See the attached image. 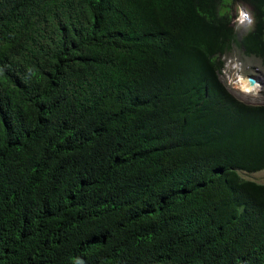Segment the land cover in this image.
I'll use <instances>...</instances> for the list:
<instances>
[{"label": "trees", "instance_id": "16d2710c", "mask_svg": "<svg viewBox=\"0 0 264 264\" xmlns=\"http://www.w3.org/2000/svg\"><path fill=\"white\" fill-rule=\"evenodd\" d=\"M233 43L264 64V0H0V264H264Z\"/></svg>", "mask_w": 264, "mask_h": 264}, {"label": "rangeland", "instance_id": "374dc122", "mask_svg": "<svg viewBox=\"0 0 264 264\" xmlns=\"http://www.w3.org/2000/svg\"><path fill=\"white\" fill-rule=\"evenodd\" d=\"M236 10H237V12H236ZM238 12H239V7L236 5L232 10L233 17L236 16L234 18V21L237 19ZM249 25H251V24H249ZM249 25L246 24V27H244V28L242 27L243 28L242 30L247 31V28ZM242 33H240V36L242 35ZM236 34H238V33H236ZM240 36L238 38H240ZM223 59H224L225 64L227 63L228 60L231 61V64L239 63V64H236V66L238 68H241V70H239V72L242 75H260V76L263 75V78H262L261 83H260V90L258 92L257 97L243 96L238 92V89L236 86L228 84V81L225 78L224 73H223V72L227 73L225 67L220 74V78L223 81V83L225 84V86L228 88L229 92L239 101L245 102L249 105H258V104L264 103V64L262 63L261 59L254 57V56L244 55L243 52L234 43L232 44L231 49H229L227 51V53L225 54ZM225 75H227V74H225ZM231 75H233L232 71H231ZM240 175H241V177H243L245 179H250V180L260 182V183H264V169L260 170V171L253 172V173L240 172Z\"/></svg>", "mask_w": 264, "mask_h": 264}, {"label": "clouds", "instance_id": "9594fccd", "mask_svg": "<svg viewBox=\"0 0 264 264\" xmlns=\"http://www.w3.org/2000/svg\"><path fill=\"white\" fill-rule=\"evenodd\" d=\"M237 6L239 7V12H238V15H237V19L234 21V18L236 17H233L232 18V25H233V28H234V30H235V32L236 33H238V34H236V37H237V39L238 40H240V38L249 30V29H251V27H252V24H253V16H252V12L250 11V9L249 8H247L244 4H237ZM241 9L243 10V17H242V19H240L239 17H240V11H241ZM238 10V9H237ZM237 10H236V12H237ZM252 22V23H251ZM246 24H251V25H249L248 26V28H247V31H244V30H242L244 27H246ZM243 27V28H242ZM243 32V33H242ZM240 33H242V35L240 36ZM240 36V38H238ZM234 44H236L237 46H238V43H234ZM238 48H239V46H238ZM240 49V48H239ZM241 50V49H240ZM242 51V50H241ZM243 52V51H242ZM244 54V53H243ZM225 56V55H224ZM224 56L222 57V60H223V62H224ZM225 62L223 63V68H222V70L224 69V67H225V69H226V71H227V73H225V72H223L224 73V76H225V78L227 79V81H228V84H230V85H235V83H232V80L234 81L235 80V76L238 74V75H242L240 72H239V70H241V68H238L237 66H236V64H239V63H233V64H235L234 65V67H233V64H231V61L230 60H228L227 61V63L225 64ZM222 70H221V72H222ZM231 71L233 72V75H231ZM221 74V73H220ZM225 74H227V75H225ZM254 76H257V75H254ZM249 77H251L250 75H249ZM262 78H263V75H262ZM262 78L260 79V81L262 80ZM223 82V81H222ZM224 84V83H223ZM225 85V84H224ZM226 87V86H225ZM226 89L228 90V88L226 87ZM238 89V88H237ZM229 91V90H228ZM238 92L242 95V93L239 91V89H238ZM230 93V92H229ZM231 94V93H230ZM247 97V96H246ZM249 97H253V96H249ZM255 97H257V96H255ZM238 100V99H237ZM239 101V100H238ZM240 102H242V101H240ZM243 103H245V102H243ZM247 104V103H246ZM262 104H264V103H262ZM249 105V104H248ZM258 105H260V104H258ZM252 106H257V105H252ZM217 172H219V173H221V170H219V171H217Z\"/></svg>", "mask_w": 264, "mask_h": 264}, {"label": "bare ground", "instance_id": "6f19581e", "mask_svg": "<svg viewBox=\"0 0 264 264\" xmlns=\"http://www.w3.org/2000/svg\"><path fill=\"white\" fill-rule=\"evenodd\" d=\"M240 19H242L243 17V10L241 9L240 11ZM235 64H233V67H234ZM251 78L253 77L254 81L255 82H250L249 80V75H236L235 76V80L233 81L232 80V83H235L234 86H236L239 91L242 93L243 96H257L258 95V92L260 90V79L262 78V76L260 75H257V76H254V75H250Z\"/></svg>", "mask_w": 264, "mask_h": 264}, {"label": "water", "instance_id": "95a60500", "mask_svg": "<svg viewBox=\"0 0 264 264\" xmlns=\"http://www.w3.org/2000/svg\"><path fill=\"white\" fill-rule=\"evenodd\" d=\"M249 80H250V82H252V83L255 82L254 79H253V77H252V78L249 77Z\"/></svg>", "mask_w": 264, "mask_h": 264}]
</instances>
